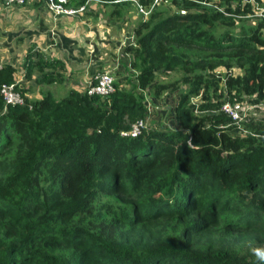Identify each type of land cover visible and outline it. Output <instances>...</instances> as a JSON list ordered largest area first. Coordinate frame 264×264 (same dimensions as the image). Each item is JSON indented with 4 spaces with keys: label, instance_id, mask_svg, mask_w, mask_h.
I'll return each mask as SVG.
<instances>
[{
    "label": "trees",
    "instance_id": "obj_1",
    "mask_svg": "<svg viewBox=\"0 0 264 264\" xmlns=\"http://www.w3.org/2000/svg\"><path fill=\"white\" fill-rule=\"evenodd\" d=\"M209 1L171 0L177 9L165 13L155 3L133 27L125 50L137 90L100 96L71 87L24 104H7L0 92V264H257L249 246H264V113L232 133L237 123L220 106L245 96L264 103V21L238 37L217 34L219 22L235 21ZM222 1L231 11L233 0ZM180 47L234 51L192 56ZM57 61L28 57L26 76ZM0 63V85L16 82L14 65ZM174 69L175 81L153 82ZM178 82L186 89L176 129L120 133L148 111L143 89L157 96ZM167 218V236L143 235ZM233 236L243 244L232 245Z\"/></svg>",
    "mask_w": 264,
    "mask_h": 264
},
{
    "label": "crops",
    "instance_id": "obj_2",
    "mask_svg": "<svg viewBox=\"0 0 264 264\" xmlns=\"http://www.w3.org/2000/svg\"><path fill=\"white\" fill-rule=\"evenodd\" d=\"M84 4L85 9L76 14L58 17H53L43 0L13 8L0 6V61L14 65L16 82L24 88L23 94L28 98L44 87L45 92L53 94L64 82L68 89L84 90L88 80L100 70L110 71L117 82L134 72L129 64V53L121 44L123 35L133 32L130 25L137 22L135 17L132 18V9L120 6L111 13V5L92 0H86ZM10 9H16V17L11 22L16 24L18 32L4 29ZM123 15L127 16L120 20ZM15 32L17 36L13 34ZM28 57L34 61L57 59V66H45L43 70L34 68L27 77L25 61ZM46 73H56V80H51Z\"/></svg>",
    "mask_w": 264,
    "mask_h": 264
},
{
    "label": "rangeland",
    "instance_id": "obj_3",
    "mask_svg": "<svg viewBox=\"0 0 264 264\" xmlns=\"http://www.w3.org/2000/svg\"><path fill=\"white\" fill-rule=\"evenodd\" d=\"M44 1V0H43ZM93 2H97L99 4L101 3H105V6H110V8H113L114 10H119V5L123 6L122 8H130L132 9V13H133V17H135L136 21L133 25L131 24L130 27L133 28L134 25H136L140 20L145 19L144 14L137 9V2H139V0H121L119 3L118 2H114L117 0H92ZM149 3H156L157 4V9H163V13L167 12V11H174L177 8L174 7V5L171 3V0H149ZM152 1V2H151ZM32 1H27L25 3L22 4H12L9 6H6L8 8H13L16 6H24V4L26 3H30ZM101 2V3H100ZM159 3V4H158ZM250 10L249 11H242V8L244 7L245 4V0L242 1H238V0H233L232 1V5H231V11L226 10V3H224L222 0H210L207 4L210 5L212 4L213 7H218L220 9H222L223 11V16H231V18L234 19L235 23L234 25H228L225 24L223 22H219L217 24V31L216 33L218 34H223V33H229L228 31H230L231 35H234L236 37L240 36L242 33H246L251 31V28L257 26L260 21L262 19H264V0H250ZM216 5V6H215ZM257 6H260V8L258 9ZM154 7V6H153ZM152 7V8H153ZM85 9V8H84ZM240 9V10H238ZM16 9H10L8 14L9 17L6 19L8 24L5 26V30H10V31H17L18 32V28L16 26V24L11 22V19L13 17H16ZM111 10V9H110ZM127 16V15H125ZM125 16H121L120 20H123L125 18ZM148 16V15H147ZM225 19H230L227 17H224ZM0 22H2V18H0ZM115 22V21H114ZM124 25V23H123ZM125 26V25H124ZM261 31L264 33V23L263 25H261ZM1 27V26H0ZM132 30V29H131ZM17 32L13 33L17 36ZM133 33V32H132ZM129 33H126L123 35V40L121 42L122 47L124 48V45H126V43H128L129 41ZM15 36V37H16ZM224 43H228L229 42H224ZM199 47H180V50L184 51V52H188L190 53L192 56L196 55L197 52L200 53H204V52H209V51H215V53H225L228 51H234V49L230 48V47H225V48H209V47H205L204 49H201ZM236 51V50H235ZM228 55L224 54L223 58H227ZM237 55L235 56H231V60L233 62V65L231 66L230 70L233 73H240L242 72V67L239 66L237 64ZM16 69V68H15ZM216 69L218 70H222L224 71L225 69L223 67H217ZM133 73H129L127 79L121 80L120 82L116 81V78L114 80L115 82V89L116 88H125V90H131V89H135L136 88V81L134 76H132L133 74H135V70L133 69ZM16 77H17V71L15 72ZM181 75V71L179 69H174L172 71L169 72H164V73H157L153 82L157 83V82H170V81H175L176 79H178V77H180ZM17 83V82H16ZM60 88L58 90H55L53 92V95L55 98H60L62 97L64 94H66L68 88L66 86V83L64 82L63 84H61L59 86ZM65 88L64 90H62V88ZM114 89V90H115ZM186 89V85L183 82H178V87L176 89H165L163 91L160 92V94H158L156 96V94H154V90L152 89L151 86H147L145 89L142 90L143 96H144V103L146 104L147 107V101H149V108L147 107L146 109L148 111H146V113L141 116L140 118L145 119V123H146V128L148 129H167V130H171V129H176L178 127V124L176 122L175 119V114H174V106L179 98V93L181 91H184ZM44 90H46V88H42V90L34 92L32 95H30V98H36L39 97L41 95H43V93L45 92ZM137 90V88H136ZM139 90V89H138ZM140 91V90H139ZM192 100L195 102H199L201 100L200 95H194L192 97ZM155 101V103H154ZM242 119L239 120V123H237V128H229V131L232 133H246L247 130L243 129V124L242 121L244 120H248V119H260L263 116L264 113V103L258 102V103H254L253 101H249L248 97L245 96V98L242 100ZM197 111V110H196ZM200 111V110H199ZM197 111V113H201L202 111ZM239 128V129H238ZM161 220V219H160ZM173 221L169 220L167 218V220H165V222H158L154 225H148L147 224V229L144 228V231L146 234L143 235H147V236H152V237H156L157 234L151 232L149 229H154L157 231L158 236H167L169 234V232H172V225ZM149 230V231H148ZM148 232V233H147ZM222 232L219 231L218 233H216L217 236L222 237L224 239V241L229 242V240L227 238H229L231 235H219ZM171 234V233H170ZM176 234V233H174ZM208 236H212V233H208ZM200 238H202V236H200ZM201 241V240H200ZM241 241H243V239H241ZM240 239H236V236H233V238L231 239V243L234 246L238 245V242H240L241 244H243V242H241ZM254 243V240H253ZM253 243H251L250 245H252ZM249 246V245H247ZM253 246H257L256 244ZM260 246V244H259ZM262 246V245H261ZM242 247L238 246V249H241Z\"/></svg>",
    "mask_w": 264,
    "mask_h": 264
},
{
    "label": "built area",
    "instance_id": "obj_4",
    "mask_svg": "<svg viewBox=\"0 0 264 264\" xmlns=\"http://www.w3.org/2000/svg\"><path fill=\"white\" fill-rule=\"evenodd\" d=\"M27 1L33 0H0V6H9L12 4H22ZM45 5L48 10L53 14V17H58L59 15H74L78 11L85 8V4L82 3L79 6H73L68 4V0H44ZM155 3H151L149 6H145L140 2H137V9L141 11L146 18L149 14L151 8ZM259 9L260 6H257ZM264 21V19H262ZM135 35L131 33L129 35L128 43H134ZM126 43V44H128ZM1 65V63H0ZM114 75L108 70L97 71L93 78L88 80L85 91L89 94H98L100 96H106L114 91ZM16 82L11 83H2L0 85V92L3 96L5 103L9 104H24L26 103L25 95L16 87ZM150 104L147 101V107L149 108ZM220 109L227 113L233 119V122L239 123V120L242 119V103L240 101L230 102L226 100L220 106ZM146 126L145 119L137 118L136 120L130 122L129 127L121 129L120 133L124 135H137L141 130Z\"/></svg>",
    "mask_w": 264,
    "mask_h": 264
},
{
    "label": "clouds",
    "instance_id": "obj_5",
    "mask_svg": "<svg viewBox=\"0 0 264 264\" xmlns=\"http://www.w3.org/2000/svg\"><path fill=\"white\" fill-rule=\"evenodd\" d=\"M128 44H130V43H128ZM249 247H250L251 254L256 258L257 264H264V246L250 245Z\"/></svg>",
    "mask_w": 264,
    "mask_h": 264
}]
</instances>
